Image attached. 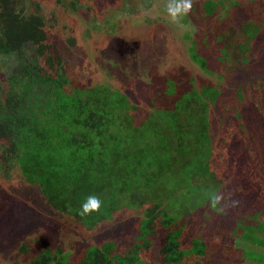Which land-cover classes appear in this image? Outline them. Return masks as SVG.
<instances>
[{
	"label": "trees",
	"instance_id": "16d2710c",
	"mask_svg": "<svg viewBox=\"0 0 264 264\" xmlns=\"http://www.w3.org/2000/svg\"><path fill=\"white\" fill-rule=\"evenodd\" d=\"M220 4L228 10L233 2L205 0L186 12L201 22L190 54L229 87L198 85L186 71L138 83L151 94L149 105H138L110 83L74 86L39 6L0 0V169L21 172L53 208L89 228L124 207L144 209L128 248L93 245L78 264H211L219 248L212 236L226 232V222L244 227L249 214H264V116L252 105L264 95V27L240 24L245 40L230 51L228 35L240 30L208 23ZM217 120L229 125L219 137L227 147L214 159ZM226 171L235 176L231 184ZM90 196L101 206L81 216ZM18 247L27 264H74L61 247Z\"/></svg>",
	"mask_w": 264,
	"mask_h": 264
},
{
	"label": "rangeland",
	"instance_id": "374dc122",
	"mask_svg": "<svg viewBox=\"0 0 264 264\" xmlns=\"http://www.w3.org/2000/svg\"><path fill=\"white\" fill-rule=\"evenodd\" d=\"M25 1L32 11L37 6L41 9L53 51L65 58L67 74L74 86L110 83L127 93L132 102L149 105L151 94L140 91L138 83L153 79L160 82L162 78L190 71L198 85L202 80H218L224 86L229 85L226 77L218 79L192 59L190 47L201 22L195 19L192 10L189 17L184 12L173 17L169 11L186 0ZM204 1L187 0L197 9L203 7ZM223 1L233 4L228 10L220 4V14L217 12L208 23L215 29L223 28L222 23L226 22L232 29L240 30L235 36L228 35L229 49L233 51L237 40H245L240 24L252 22L264 27V0ZM208 36L214 45H220L210 32ZM240 71L249 81L257 78L260 82V74L249 73L242 67ZM3 80L0 64V83ZM252 105L255 112L264 116V95ZM217 124L214 159H218V151L227 147L219 137L226 135L229 125H221L219 120ZM218 162H214L215 169ZM225 176L229 178L226 183L235 180L227 171ZM143 210L124 207L111 219L89 228L53 208L39 186L26 181L21 172L0 169V264H27L18 247L22 242H31L37 249L44 245L53 249L61 247L63 255L74 264L93 245L102 247L114 242L118 251H124L139 229ZM202 213L207 217L205 211ZM202 218L198 227L205 222ZM249 218L251 225L233 226L226 222V232L212 236L219 248L211 255L208 253L214 258L211 264H217L219 259H224L226 264H264V214H249ZM192 219L187 221L194 228ZM148 255L151 259L153 253Z\"/></svg>",
	"mask_w": 264,
	"mask_h": 264
},
{
	"label": "clouds",
	"instance_id": "9594fccd",
	"mask_svg": "<svg viewBox=\"0 0 264 264\" xmlns=\"http://www.w3.org/2000/svg\"><path fill=\"white\" fill-rule=\"evenodd\" d=\"M191 7L190 2L183 3V5H177L175 8H170L169 11L173 17H176L178 13L184 12L186 13ZM101 206V201L99 198L95 196H90L86 202H84L81 206V210L79 214L81 216L90 214L92 211L98 210Z\"/></svg>",
	"mask_w": 264,
	"mask_h": 264
}]
</instances>
